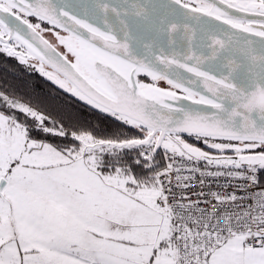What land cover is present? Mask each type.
Masks as SVG:
<instances>
[{
    "label": "snow or ice",
    "instance_id": "obj_1",
    "mask_svg": "<svg viewBox=\"0 0 264 264\" xmlns=\"http://www.w3.org/2000/svg\"><path fill=\"white\" fill-rule=\"evenodd\" d=\"M0 264H264V0H0Z\"/></svg>",
    "mask_w": 264,
    "mask_h": 264
},
{
    "label": "trees",
    "instance_id": "obj_2",
    "mask_svg": "<svg viewBox=\"0 0 264 264\" xmlns=\"http://www.w3.org/2000/svg\"><path fill=\"white\" fill-rule=\"evenodd\" d=\"M0 87L19 95L21 98L40 101L47 107L60 105L63 98L52 92L48 83L38 75L21 73L15 70L14 62H0Z\"/></svg>",
    "mask_w": 264,
    "mask_h": 264
}]
</instances>
